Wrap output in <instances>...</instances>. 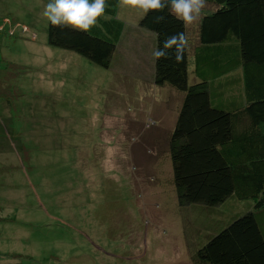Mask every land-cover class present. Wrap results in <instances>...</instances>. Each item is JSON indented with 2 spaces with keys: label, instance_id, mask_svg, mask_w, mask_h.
Here are the masks:
<instances>
[{
  "label": "rangeland",
  "instance_id": "1",
  "mask_svg": "<svg viewBox=\"0 0 264 264\" xmlns=\"http://www.w3.org/2000/svg\"><path fill=\"white\" fill-rule=\"evenodd\" d=\"M40 1L0 0V73L9 93L16 91V105H34L44 123L42 114L63 117L48 129L72 146L46 148L51 139L45 138L35 167L0 179V203H14L10 227L0 226V250L33 254L39 264H193L202 239L253 203L230 197L215 207L179 205L169 141L183 93L152 83L153 33L138 27L142 9L120 2L125 38L103 67L48 45ZM210 8L205 3L186 22L191 35ZM10 61L24 67L12 71ZM69 117L70 137L62 126ZM35 128L29 134L47 136V128Z\"/></svg>",
  "mask_w": 264,
  "mask_h": 264
},
{
  "label": "trees",
  "instance_id": "2",
  "mask_svg": "<svg viewBox=\"0 0 264 264\" xmlns=\"http://www.w3.org/2000/svg\"><path fill=\"white\" fill-rule=\"evenodd\" d=\"M121 1L107 0L104 16L87 33L48 22V45L108 67L125 38V24L118 13ZM205 3L212 8L200 16L196 35H191L187 23L171 15L169 9L147 14L142 10L138 20L139 28L153 33L151 58H147L153 67L152 83L183 93L169 141L177 201L180 206L215 207L232 197L253 203L252 209L218 233L203 238L192 259L193 264H264V0ZM35 6L29 5L28 10ZM161 15L163 19H159ZM145 38L151 43V37ZM8 63L12 71L24 67ZM6 82V73H0L1 182L11 172L16 178L17 173L25 176L27 165L31 169L32 163L35 167L41 161L36 158L43 151L41 140L51 139L46 146L50 149L72 146L58 138L57 130L48 129L61 123L62 116L42 114L46 123L37 119L34 105L26 108L15 104L19 100L15 102L16 91L9 93ZM70 120L68 127L65 120L62 123L69 137ZM35 127L47 128V136L29 134ZM19 142L17 150L14 143ZM1 206L0 226L10 227L7 216L14 203L6 201ZM10 255H15L19 264H39L33 254Z\"/></svg>",
  "mask_w": 264,
  "mask_h": 264
},
{
  "label": "clouds",
  "instance_id": "3",
  "mask_svg": "<svg viewBox=\"0 0 264 264\" xmlns=\"http://www.w3.org/2000/svg\"><path fill=\"white\" fill-rule=\"evenodd\" d=\"M147 14L150 10L170 14L184 22H192L205 6V0H130ZM107 0H49L43 16L51 26L89 32L105 14ZM159 19H163L161 15Z\"/></svg>",
  "mask_w": 264,
  "mask_h": 264
},
{
  "label": "crops",
  "instance_id": "4",
  "mask_svg": "<svg viewBox=\"0 0 264 264\" xmlns=\"http://www.w3.org/2000/svg\"><path fill=\"white\" fill-rule=\"evenodd\" d=\"M28 1V0H27ZM44 0H42V1H40V3H39V8L41 7L42 9H45V3L43 2ZM24 7H26V5L24 6ZM38 8V9H39ZM194 35H196V30H195V33H194ZM137 44V43H136ZM138 47H139V49H137V51H138V53H140V48H142L141 47V45L140 44H138ZM150 49H151V47H150ZM151 52V51H150ZM142 55H143V53H141ZM149 57L151 58V54L149 55ZM140 58V57H139ZM6 236H8L9 234L7 233V234H5ZM0 238H1V235H0ZM4 245H1L0 246V248H2ZM0 253H1V257H3V258H1L0 259V264H15V263H17L18 261H16V262H14L13 261V257H11V255L9 256V254L10 253H12V251L11 250H8L7 252H4L3 250L1 251L0 250ZM9 256V257H8Z\"/></svg>",
  "mask_w": 264,
  "mask_h": 264
}]
</instances>
